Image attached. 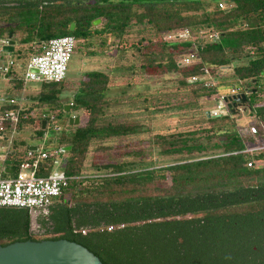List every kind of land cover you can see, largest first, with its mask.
Listing matches in <instances>:
<instances>
[{"label": "trees", "instance_id": "obj_1", "mask_svg": "<svg viewBox=\"0 0 264 264\" xmlns=\"http://www.w3.org/2000/svg\"><path fill=\"white\" fill-rule=\"evenodd\" d=\"M109 10L96 8L88 20H107L104 29L95 30L107 33L102 46H116L117 55L137 53L141 72L138 79L131 74L127 84H144L147 92L128 102L140 103L148 114L170 111L186 120L172 131L138 137L150 129L122 115L117 108L123 102L108 93L115 68L90 73L84 104L71 102L88 112L84 125L60 129L56 138L62 174L73 178L44 208L0 207V246L67 239L103 264H264V148L244 152L249 144L264 145V0H115ZM134 26L144 34L128 41ZM181 28L190 31L188 39L165 40V33ZM34 30L29 28V35ZM54 31L48 26L40 40L57 37ZM211 33L218 38L206 37ZM63 35L93 36L88 26L71 31L67 22ZM188 53L194 60L185 65L181 60ZM202 75L216 79L215 89L190 81ZM228 77L231 88H257L247 94L255 133L237 129L236 113L208 117L201 111V99L219 91ZM152 81L160 85L149 91ZM38 98L34 106L42 110L34 117H25L33 105L24 110L17 130H34L41 138L42 120L54 122L62 106L55 89ZM144 141L153 144L138 147ZM13 145L6 161L15 170L29 146L17 140ZM166 155L178 157L160 160ZM53 167V159L42 160L37 174L49 175ZM32 212L39 213L37 235L31 230Z\"/></svg>", "mask_w": 264, "mask_h": 264}, {"label": "rangeland", "instance_id": "obj_2", "mask_svg": "<svg viewBox=\"0 0 264 264\" xmlns=\"http://www.w3.org/2000/svg\"><path fill=\"white\" fill-rule=\"evenodd\" d=\"M62 30L61 26H56L54 34L56 36H60V32ZM138 27L134 26L131 27L130 33L127 35L128 41L137 40L142 34H139ZM144 32V31H143ZM39 42L31 41L25 44H20L18 41L15 43V49L13 53H5L1 51V44H0V62L7 63L8 59L7 56H10L14 61L15 64L12 65L14 68V72L22 75L26 71L25 63L29 58V49L32 45H37ZM116 46H102L101 42L97 39L91 42H79L77 47L69 61L68 71L66 77L62 82L58 83H43L40 81L35 82H25V87L27 89H31L34 91L40 92H52V90H57V98L59 100L58 105H61V113L58 114V117L55 118L54 122H51L47 128V135L51 138H59L60 133L56 131V126H59L60 129L70 127L72 125H84L87 117L88 112L85 109L78 108L76 105H73L71 102L77 103L78 101H83L82 98L85 94V88L87 85L85 84L84 80H87L90 73L95 71H106L108 72L111 68H115V72H112L115 76L111 79L110 82V90L108 91L109 95L114 97L118 96L119 99L123 102L121 106L117 108L118 111L122 115H125L128 118H134L141 121L147 128L150 129L149 132H144L138 137H142L147 139L150 137L154 132H161V131H172L176 128L177 124L184 122L186 119H179L175 113L166 112V113H151L148 114L146 111H142L140 103H129L128 100L130 98L137 99L142 98V95H137L138 92H147L145 90L144 84H127L130 79L136 78V75H140L141 67L140 62L137 57V53L135 51L129 50L122 55L116 54ZM22 65V66H21ZM135 74V77L131 78V74ZM2 75L0 74V77ZM3 77V76H2ZM3 79V78H2ZM138 79V78H136ZM157 79V78H155ZM153 79V80H155ZM219 91L225 90L228 91L231 86H233V78L228 77ZM10 82L6 79H0V90L3 91V88L6 89L8 92H11L9 89ZM149 88H152L149 91H152L159 87L160 83L154 81L149 84ZM72 104L70 109H66V105ZM201 111L206 112L213 106V103L208 99H201L200 101ZM34 111L42 110L40 106L33 105ZM44 110V109H43ZM46 110V108H45ZM249 108L244 111H239L238 117L236 118V127L242 133L246 134L248 130L251 131V127L254 122V118L248 114ZM227 113V112H226ZM79 116V122L72 124L69 123V118L71 116ZM55 126H54V125ZM19 138L22 140L21 136ZM130 139H136L134 137H130ZM36 140V139H35ZM26 144L32 141V138H25L23 140ZM138 141V138L137 140ZM123 142V141H121ZM140 143V142H139ZM7 141H0V153H1V146H6ZM57 143H49L47 147L54 148ZM152 142L149 144L148 142L144 141L143 143L139 144L138 147L147 148L151 147ZM263 141H260L257 144H249L250 147H258L262 146ZM133 147L135 145H132ZM153 150L151 151V158L152 160L158 159L157 150L155 149V145L152 146ZM178 156H163L160 160H165V162L172 161V159L177 158ZM61 158L58 156L57 161L58 163L54 165L53 170L56 174H61L62 171V161ZM39 215L38 212L31 213V230L33 234H40L37 231V224H36V217Z\"/></svg>", "mask_w": 264, "mask_h": 264}, {"label": "built area", "instance_id": "obj_3", "mask_svg": "<svg viewBox=\"0 0 264 264\" xmlns=\"http://www.w3.org/2000/svg\"><path fill=\"white\" fill-rule=\"evenodd\" d=\"M219 7L223 8L225 3L220 1ZM191 36L190 31L186 28L176 29L165 33V40H186ZM203 37V35H201ZM208 38H218L217 33L207 34ZM79 39L72 35H63L42 41L33 45L34 53L29 56L25 63L26 71L23 74L25 81L40 82H61L65 79L69 61L79 43ZM8 41L3 40L2 45H7ZM8 62H0V74L7 76L12 70L15 61L7 56ZM194 60V54L188 53L182 57L181 63L189 65ZM190 81L198 82L205 88L215 89L216 79L209 75L192 76ZM239 88L232 87L228 91L215 90L214 94L207 99L213 103L208 109L211 116L224 115L229 110L226 107L224 99L241 93ZM9 104L14 99L9 100ZM15 107L0 106V140L7 141L6 146H1L0 153V207L13 206L26 208L33 211L37 208H44L55 200L59 199L63 190L68 185V181L73 177L56 174L52 169L49 175L37 174L39 163L45 159H53L54 165L58 163L57 157L62 149L49 150H27L25 157L17 166L12 175L3 174V165L11 157L14 151L13 141L17 134V125L24 112L21 103ZM45 109V108H44ZM35 116L34 112L25 113V117ZM54 119V116H51ZM56 131L60 127H55ZM251 132L255 133L256 128L251 127ZM264 145L258 147H249L244 152H252L263 149ZM252 161H249L250 166ZM84 232V231H83Z\"/></svg>", "mask_w": 264, "mask_h": 264}, {"label": "flooded vegetation", "instance_id": "obj_4", "mask_svg": "<svg viewBox=\"0 0 264 264\" xmlns=\"http://www.w3.org/2000/svg\"><path fill=\"white\" fill-rule=\"evenodd\" d=\"M115 0H0V44L3 40L12 39L20 44L31 41L42 42L40 38L44 35L42 30L49 27L61 26L67 22L71 31L78 27H89L93 34L89 40L78 38L79 42L97 41L106 37V32H95L96 29H104L107 20L102 17L88 18L93 15L94 10L103 7L105 13H109L111 3ZM77 19L82 23L78 24ZM98 20V22H96ZM35 27L33 35H29L28 29ZM31 38L33 40H31ZM45 212V211H44Z\"/></svg>", "mask_w": 264, "mask_h": 264}, {"label": "water", "instance_id": "obj_5", "mask_svg": "<svg viewBox=\"0 0 264 264\" xmlns=\"http://www.w3.org/2000/svg\"><path fill=\"white\" fill-rule=\"evenodd\" d=\"M98 22V20L96 21ZM73 23L71 28L73 27ZM8 44L2 46L5 53H13L15 49V40L12 39V33L8 36ZM264 75V70L261 73ZM255 80H252L254 83ZM256 87L247 86L245 90L237 95L228 96L224 99L226 107L231 114L244 111L249 108L247 94L255 92ZM78 105L84 104L83 101L77 102ZM70 109L71 104L65 106ZM49 112L47 111L46 114ZM206 115L211 117L209 110ZM78 123V116H71L69 123ZM47 120H42V129H45ZM36 149L37 147H29ZM70 149V146L65 148ZM5 172H12V169L5 168ZM0 264H103L101 260L83 245L67 239H42L15 241L5 246H0Z\"/></svg>", "mask_w": 264, "mask_h": 264}, {"label": "crops", "instance_id": "obj_6", "mask_svg": "<svg viewBox=\"0 0 264 264\" xmlns=\"http://www.w3.org/2000/svg\"><path fill=\"white\" fill-rule=\"evenodd\" d=\"M1 51H2V47H1ZM13 69L14 68H12L10 74H7V76H3V77L1 76L0 77L1 80L6 79L8 82H10L9 89L11 90V92H8L4 88H3V91L0 90V106H6L7 104H9L8 102L10 99H14V102L15 103H21L23 105V109L26 111V109H30V107H32V105H34L36 103H40L39 102L40 100L38 97H39L41 92H40V90L34 91L31 89L30 90L27 89L24 86L25 82H35V81H25L23 76L15 73ZM16 106H17V104H16ZM6 107H8V106H6ZM31 111L34 112L35 115H38V111H34V108H32ZM31 111H29V112H31ZM29 117H31V116H29ZM32 117H34V116H32ZM49 124H50V122H48V120H47L45 129L41 128L42 130H45V132L41 138L35 135L34 130L29 129V130H24V131L23 130H20V131L17 130V134H16L14 140L23 141L25 138H32V141L27 143V145L29 147H34V146L37 147L35 150H49V148L47 147V144H48L49 139H50L47 135V128H48ZM58 131H60V129ZM19 136H21L22 140L19 138ZM52 139H53L52 140L53 144L57 143L56 138H52ZM13 144H14V141H13ZM54 148H56V147L54 146ZM54 148H50V149H54ZM14 149H15V147H14ZM29 149L30 148H28L27 150H29ZM31 150H34V149H31ZM26 152H25V154H26ZM24 157H25V155H24ZM24 157H23V159H24ZM18 163L19 162H17V164ZM1 166L2 165L0 163V168H1ZM5 168L12 169V172L11 173L5 172L4 171ZM15 171H16V167L14 170L13 166H11V164H8V162L5 161V163L3 165V173H6V176H8V175H12Z\"/></svg>", "mask_w": 264, "mask_h": 264}]
</instances>
